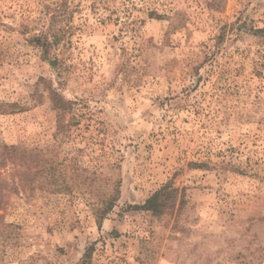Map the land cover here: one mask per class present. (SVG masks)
<instances>
[{"label": "rangeland", "instance_id": "obj_1", "mask_svg": "<svg viewBox=\"0 0 264 264\" xmlns=\"http://www.w3.org/2000/svg\"><path fill=\"white\" fill-rule=\"evenodd\" d=\"M52 17L64 42L45 49ZM263 27L264 0H0V156L47 168L20 183L0 167L18 227L0 264L90 246L89 264H264ZM47 87L72 102L64 131ZM167 181L181 207H133Z\"/></svg>", "mask_w": 264, "mask_h": 264}, {"label": "trees", "instance_id": "obj_2", "mask_svg": "<svg viewBox=\"0 0 264 264\" xmlns=\"http://www.w3.org/2000/svg\"><path fill=\"white\" fill-rule=\"evenodd\" d=\"M53 19L54 17H52L48 31L44 32L43 46L45 49L51 45L59 44V42L61 40L63 41L64 38L65 27L59 26L56 29L53 28ZM48 34H50V36ZM255 34L263 36L264 27L256 29ZM49 38H51V40H49ZM65 46L66 44L62 43V46L50 61L51 66H56L60 62ZM47 88L52 109H54L56 113L57 131H64L69 125V123L65 122V113L71 107L72 102L65 99L55 89L51 87ZM3 150H6L5 152L7 153V157L3 156V154L2 157L0 156V167L5 166L7 160H10L11 164L16 167L15 176L20 183L27 182V180L34 181L37 180L38 177L44 176L43 173L47 170V168H45V165L41 163L40 157L36 153H32L31 151H21L12 145H5ZM3 198L4 195L0 191V210L2 209V205L4 203ZM184 202V189H178L173 186L171 181H167L151 193L141 205H134L133 207L149 211L152 215L160 216L172 211L175 207H181ZM111 206L112 202H107L103 207H96L94 209L98 227H100L102 219L107 214ZM17 228V225L13 223H6L0 213V242L5 241L8 238V235L14 233ZM92 250V246L86 248L77 264H89Z\"/></svg>", "mask_w": 264, "mask_h": 264}]
</instances>
